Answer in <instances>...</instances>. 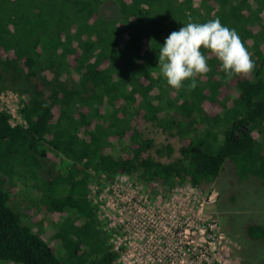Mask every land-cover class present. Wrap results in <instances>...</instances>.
<instances>
[{"label": "trees", "instance_id": "obj_1", "mask_svg": "<svg viewBox=\"0 0 264 264\" xmlns=\"http://www.w3.org/2000/svg\"><path fill=\"white\" fill-rule=\"evenodd\" d=\"M217 18L253 69L228 78L202 48L209 70L196 88L167 86L158 44L183 23ZM1 84L30 95L19 109L26 125L0 110V264H117L106 229L102 246L95 180L102 188L125 174L166 195L185 183L220 187L228 169L231 185L264 186V0H0ZM147 123L178 137L176 158H157L174 147L155 148ZM56 156L69 160L64 172L43 166ZM77 221L93 234L89 253ZM242 233V258L245 246H264V222L249 219Z\"/></svg>", "mask_w": 264, "mask_h": 264}, {"label": "rangeland", "instance_id": "obj_2", "mask_svg": "<svg viewBox=\"0 0 264 264\" xmlns=\"http://www.w3.org/2000/svg\"><path fill=\"white\" fill-rule=\"evenodd\" d=\"M24 89L28 90V92L24 91ZM29 89V87L25 86L24 88L13 90L1 84L0 96L2 93L7 95L6 92H10L13 102L12 108L16 109L23 101L28 99L30 95ZM4 105L0 99V107L3 108L5 107ZM14 108L12 109L13 111ZM15 122L13 120V123ZM144 131L147 137L154 140L155 148L169 142L174 147L171 157L157 156V158L168 162L177 157L180 143L176 135L171 132H165L152 123H147ZM68 163L69 160L66 158L56 156L52 160L44 161L43 166L64 172ZM21 173L18 170L15 172L17 175ZM223 173L224 175L220 176V181L221 183L223 182L220 187L213 185L203 191L185 183L176 186L166 195L161 194L166 192L162 191L157 184H155L154 191H148L143 183L131 179L129 176L125 181L117 180L113 186H103L102 188L98 181H92L89 185L92 188L90 197L93 202V193H96V197H94L100 206V211L97 209L98 216L103 222L99 221L98 227L103 234L105 233L104 229L107 230L109 242L113 247V243L116 240L119 247H122L123 250L126 247L125 252L123 251L124 258L121 262L122 264H136V261L133 260L136 256L134 254H138L137 259L143 256V260H146V255L153 253L157 244H160L157 247L161 251L165 249L164 243L170 241L164 233H166L169 227L172 228V224L176 226L173 238L177 242L176 233L180 231V225L184 229L188 227V224H185L186 222L194 220L197 223L202 221L201 219H207V221L213 220L218 224L220 232L222 231L229 241L228 244L224 242V247L227 249L230 261L232 260L234 264H264V246H261V244H258L257 248L247 245L244 247L243 258L240 254L243 244L248 243L242 233L243 223L249 219L264 222V186L254 181L231 185L228 183L231 173L228 169ZM232 190L233 193H229ZM222 191L223 193H221ZM134 193H136L135 196ZM37 194L40 195L41 193H30V198ZM231 195H233V199H231ZM139 197H142L140 201L138 200ZM144 198H146V201H144ZM88 200L90 201L89 198ZM25 202L27 203L28 199H25ZM19 203V201L13 199V205L17 210L21 211L25 207V203ZM89 206L91 207L92 205L89 204ZM122 206H130L129 208L142 207L149 210L147 209L144 212L143 216L146 218H143L140 213H136V210H133L131 213H118V208ZM24 219L31 223L28 217ZM142 223L143 227L138 228V225ZM74 231H76L75 235H77V239L82 243V246H85L83 247L86 248L85 252L89 253L93 251L92 232L88 235L87 231H83L81 221H77ZM193 237L195 236L191 235L190 239H193ZM181 238L183 241H186L184 235ZM101 240H104L102 246L105 247L107 243L105 234L104 237H101ZM94 246V249L100 252V246L98 244ZM171 246H175V243L173 242ZM197 248H200V246ZM183 260L185 261L186 258ZM146 264L150 263L146 260Z\"/></svg>", "mask_w": 264, "mask_h": 264}, {"label": "clouds", "instance_id": "obj_3", "mask_svg": "<svg viewBox=\"0 0 264 264\" xmlns=\"http://www.w3.org/2000/svg\"><path fill=\"white\" fill-rule=\"evenodd\" d=\"M202 48L215 55L228 78L254 67L235 29L223 26L218 18L203 23L189 21L158 44V68L167 86L180 89L188 81L189 91L196 88V77L209 70Z\"/></svg>", "mask_w": 264, "mask_h": 264}, {"label": "built area", "instance_id": "obj_4", "mask_svg": "<svg viewBox=\"0 0 264 264\" xmlns=\"http://www.w3.org/2000/svg\"><path fill=\"white\" fill-rule=\"evenodd\" d=\"M5 93H2L0 96V99L3 104H5L3 108L0 107V110L6 112L9 114V123L12 126L15 125H26V122L21 116V113L19 112V109L22 105L14 108V111L12 110V100H11V93L6 92L7 95H4ZM13 120L16 121L13 123ZM128 178V175L125 174H117L114 177V180L112 183L106 185L107 186H113L114 183L117 180H123L125 181ZM90 191L92 193V188H90ZM136 193H134V196ZM96 193H93V203L96 205L98 211H100V206L98 205L97 201L95 200ZM142 197H139L138 200L140 201ZM144 201H146V198H144ZM130 207V206H129ZM125 207L122 206L118 208V213H131L133 210H136V213H140L143 218L144 212L147 211L148 208H142V207ZM128 208V209H127ZM136 208V209H132ZM149 210V209H148ZM109 218V216H108ZM135 219V218H134ZM202 221L195 222L190 221L186 222L185 224H188L187 228H182V225H180V231L176 233L177 242L174 241V231L176 230V226L172 224V228H168L166 230V233L164 235L169 238L170 242H165L163 246H165V249L162 251L157 247L160 246V244H157L155 246V250L153 253H148L146 255V260L150 264H234L232 260L230 261L229 255L227 252L226 247H224V242L228 244V239L225 237L223 232L219 230L218 224L215 223V221H207V219H201ZM143 227V223L138 225V228ZM184 235L186 238V241H183L181 236ZM194 235L193 239H190V236ZM117 241V240H116ZM115 241L114 244V251H121L120 255L117 259V264H122L124 258V252L126 250H123L122 247H119L117 242ZM148 241V240H146ZM149 242V241H148ZM175 243V246H171L172 243ZM208 245V247H207ZM200 246V248H197ZM228 246V245H227ZM124 251V252H123ZM134 257V261H136V264H146V260H143V256L141 258L137 259V253ZM128 256V255H127ZM152 256V257H148ZM186 258L184 261L183 259ZM236 262V261H235Z\"/></svg>", "mask_w": 264, "mask_h": 264}]
</instances>
